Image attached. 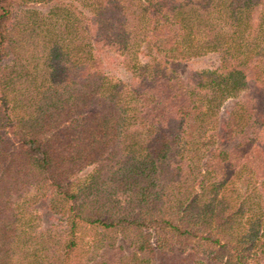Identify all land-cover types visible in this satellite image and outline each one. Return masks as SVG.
Masks as SVG:
<instances>
[{
  "label": "trees",
  "instance_id": "obj_1",
  "mask_svg": "<svg viewBox=\"0 0 264 264\" xmlns=\"http://www.w3.org/2000/svg\"><path fill=\"white\" fill-rule=\"evenodd\" d=\"M0 264H264V0H0Z\"/></svg>",
  "mask_w": 264,
  "mask_h": 264
}]
</instances>
